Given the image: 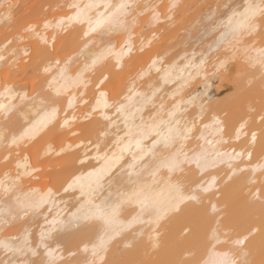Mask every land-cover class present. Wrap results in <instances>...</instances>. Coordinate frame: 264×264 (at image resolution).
Listing matches in <instances>:
<instances>
[{
	"label": "bare ground",
	"instance_id": "1",
	"mask_svg": "<svg viewBox=\"0 0 264 264\" xmlns=\"http://www.w3.org/2000/svg\"><path fill=\"white\" fill-rule=\"evenodd\" d=\"M28 2L0 0V241L11 245L0 264H206L214 252L240 264L242 251L264 264V0H45L50 10L20 22ZM199 6L209 17L228 6L225 29L208 48L182 47ZM235 65L242 89L260 81L228 103L205 96L211 71L221 80ZM170 128L178 142L153 149ZM176 152L180 168L160 167ZM105 156L98 187L89 173ZM176 184L196 199L157 218L151 206H166ZM116 204L113 228L77 219Z\"/></svg>",
	"mask_w": 264,
	"mask_h": 264
},
{
	"label": "snow or ice",
	"instance_id": "2",
	"mask_svg": "<svg viewBox=\"0 0 264 264\" xmlns=\"http://www.w3.org/2000/svg\"><path fill=\"white\" fill-rule=\"evenodd\" d=\"M88 7H93L92 5H89ZM123 7V6H121ZM250 8L252 6H249ZM101 16H103V14H101ZM102 23L101 20H97L96 24L97 26H99V24ZM89 31H94V28L91 26L89 27ZM47 71V69H46ZM0 107H2V105H0ZM105 107H107V104L105 103ZM117 111H122V107L120 109H117ZM55 112V110H53V113ZM127 135L129 137L132 136V130L129 129V132L127 133ZM157 136L160 137V132H157ZM181 136V132L177 129V130H173V129H169V132L166 136L160 137V139H157L154 143H153V149H155L156 144L162 143L164 145L165 148L169 147V145H175L176 142H178L179 138ZM142 138V137H141ZM123 143V140H120L117 142V146L119 147V145ZM136 147L138 149H140V154H143V149L141 148V141L140 139L136 140ZM131 146V139H129L128 144H126L123 148H120V152L121 154L128 150V148H130ZM153 156L155 157L156 153L155 151L152 152ZM115 157V154H113ZM105 167L101 168L99 170H97L94 173H89L90 176L95 175L97 177V186L99 187V181L100 178L102 177V175L104 174V172L107 170V168L109 167V158L107 156H105ZM136 159V154H133V160ZM182 164V161L180 160V153L176 152L172 155L166 156L161 158L160 161V167H166L168 168V170L170 172L180 168ZM264 167V166H262ZM79 179V178H77ZM72 185H69V187H71ZM173 188L175 190V195L167 202L166 206L161 207L160 205H154L151 206L152 207V211L155 212V214L157 215V218H159V215L161 212H164L165 210L168 212H180L181 208H180V204L184 201V200H194L196 199V197L194 195H190V196H184L181 190V187L179 184L173 185ZM137 194H133V196L135 197ZM43 202V201H41ZM141 203V210L144 211L146 207H149V205H147L146 201H140ZM88 204H92L91 198H90V194H89V200H88ZM38 206V205H37ZM118 208L119 205H92L91 209H88L85 214L82 217H77V219L83 218V219H89L92 217H96L98 219H101L104 221V223L109 227V228H113L116 223H117V213H118ZM94 209V211H93ZM150 214H152L150 212ZM256 230L254 229L253 232H255ZM45 239V234L42 233L41 235V244H43ZM245 240H247V237H245L244 239H237L235 241L236 244H243L245 243ZM107 241L104 239H101L99 245L94 246L93 249V254L97 255L98 251L97 249L102 250L105 245H106ZM0 247H4L5 249H10L11 245L7 242V241H0ZM25 247H27V241H25ZM44 247L47 249V245H44ZM19 251H23L24 248H20L18 249ZM33 254L35 255V252H33ZM49 257H53V250L47 249V253H46ZM213 256L215 258L211 259L210 261L206 262V264H237V262L235 260H232L229 258L228 253H213ZM241 260H240V264H249V261L247 260V253L242 251L241 252ZM49 264H52V261L49 262Z\"/></svg>",
	"mask_w": 264,
	"mask_h": 264
},
{
	"label": "rangeland",
	"instance_id": "3",
	"mask_svg": "<svg viewBox=\"0 0 264 264\" xmlns=\"http://www.w3.org/2000/svg\"><path fill=\"white\" fill-rule=\"evenodd\" d=\"M28 5H27V8L23 11H21L20 13V22H22L23 20H25L27 17L33 15L34 13H36L37 11L39 10H44L47 9L46 11L50 10L45 4V0H28ZM44 2V3H43ZM45 6V7H44ZM226 9H228V6H225V7H220L218 10H216L210 17L209 16H206L205 13H202L204 12V8L202 7H198L196 9V14L197 13H200V15L198 16V18L196 19V21L194 22L193 26H192V29L188 32H182V34L180 35V39L179 41H181V46L184 44V42L186 43V40H187V43L185 46L187 47H190V46H194L195 48H208V44L214 40V39H217L219 38V36L221 35L223 29H225V23L223 20H220L222 14ZM185 34V37L183 36ZM5 34H3L4 36ZM182 36V37H181ZM188 36V37H187ZM184 37V38H183ZM178 38V39H179ZM183 38V39H182ZM185 39V41H184ZM184 42H183V41ZM191 44V45H190ZM183 47V46H182ZM180 47V45L178 44L177 47H175L176 49L173 48V51L171 53H174V51L182 48ZM217 49H212L209 54L211 56V61L214 60L216 57H214V54L216 52ZM239 65V64H238ZM237 65V66H238ZM216 68L213 69L212 72V75H213V82H214V87L211 88L209 91H207L205 93V96H209L208 94L211 92L215 95H217L218 98H224V95L230 93V94H233L234 95H227V97L230 98V101L231 99L233 100L234 98H237V91H246L248 90H251V86L254 84V83H258L257 80L260 81V78L262 77L261 75L256 79V82H253L248 84V86H243L244 88L242 89V86H238L237 82L240 83V81L243 80V73L241 75L243 76H240L239 79L238 76H236L238 73H237V69H236V65L235 66H232L231 69L229 70V72H225L223 78L220 80V77L218 76V72ZM235 71V72H234ZM236 74V75H235ZM245 74V73H244ZM226 75V76H225ZM31 76V74H29L28 76H26L25 78H23L22 80H27L29 79ZM22 77V76H20ZM18 77L19 81H21V78ZM242 77V78H241ZM242 79V80H241ZM220 80V81H218ZM232 80V81H231ZM236 80V81H235ZM235 81V82H234ZM23 83V81H21ZM21 82H18V83H21ZM25 82V81H24ZM233 82V83H232ZM227 83V84H226ZM232 83V84H231ZM141 84H142V81H141ZM170 85V84H169ZM167 85V86H169ZM243 85V84H242ZM202 86V87H201ZM220 86V87H218ZM231 86V87H230ZM254 86V85H253ZM226 87V88H225ZM240 87V88H239ZM237 88V89H236ZM204 89V86H203V83L202 82H198L196 83V85L193 87V90H195L196 92H200ZM217 89V90H216ZM221 89V90H220ZM240 89V90H239ZM242 89V90H241ZM237 90V91H235ZM263 90H264V87H263ZM234 91V92H233ZM209 92V93H208ZM233 92V93H232ZM237 92V93H236ZM166 92L163 93V95L165 94ZM244 93V92H243ZM168 93H166V97H168L167 95ZM247 94H250V96L252 97V100H251V104L252 105H255L256 106V109L259 110L260 107L259 105H261V101L262 98H261V95L259 94V92L257 91H253L252 94L251 92L250 93H247ZM260 96H259V95ZM242 95V93H240V96ZM244 95V94H243ZM245 96V95H244ZM259 96V97H258ZM226 97V96H225ZM224 98L225 101H221V99H219V101H221V103H228L230 101H228V99ZM169 98V97H168ZM242 98V97H241ZM240 98V99H241ZM167 99V98H166ZM227 99V100H226ZM238 100V99H237ZM260 103V104H259ZM227 112V111H226ZM228 113V112H227ZM229 114V113H228ZM121 124V122L119 123ZM120 126V125H119ZM122 128H120L119 130L121 131ZM117 131V130H116ZM119 131V132H120ZM109 137H112L109 135ZM37 221V220H36ZM38 225V224H37ZM35 224V226H37ZM37 228V227H36ZM34 229V230H33ZM32 230L33 231H30V236L35 238V237H38L40 232H39V227L37 228V230L35 228H33ZM38 231V232H37ZM38 235V236H37ZM37 257V256H36ZM6 264H8L6 261H5ZM4 263V264H5Z\"/></svg>",
	"mask_w": 264,
	"mask_h": 264
}]
</instances>
